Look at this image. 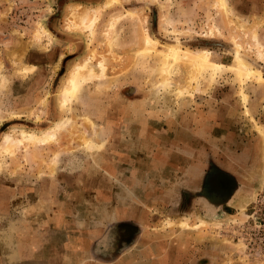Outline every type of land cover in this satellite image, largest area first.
<instances>
[{"label":"rangeland","instance_id":"rangeland-1","mask_svg":"<svg viewBox=\"0 0 264 264\" xmlns=\"http://www.w3.org/2000/svg\"><path fill=\"white\" fill-rule=\"evenodd\" d=\"M106 1L0 0V143L66 120L0 153V264H264V79L243 84L233 66L240 54L264 77V0H226L228 14L219 0H119L92 37L71 27ZM165 43L208 49L224 71L192 85L181 58L166 82ZM93 53L114 82L85 80L62 110ZM213 169L234 176L233 196L208 194Z\"/></svg>","mask_w":264,"mask_h":264},{"label":"bare ground","instance_id":"bare-ground-1","mask_svg":"<svg viewBox=\"0 0 264 264\" xmlns=\"http://www.w3.org/2000/svg\"><path fill=\"white\" fill-rule=\"evenodd\" d=\"M218 1V0H217ZM119 0H107L104 6L96 5L92 8H83L82 10H77L72 15L71 27L75 30H88L91 34V37L96 32V27L98 26V22L100 17L102 16L104 7L105 9L108 7H112L115 4H118ZM219 4L221 8L228 14V7L226 5V0H219ZM133 11H128L125 13L126 15L132 14ZM124 14V15H125ZM121 15L114 17L113 20L109 21L107 32L110 34L111 30L114 32L115 29V21H119L121 19ZM175 31V30H174ZM257 40V35H255ZM144 52L154 53L156 52V46L158 45V41L154 38L151 33L146 30L144 34ZM238 44V47L242 48V46ZM164 50L159 51L162 55V64L158 66V71L163 76L162 79H165L167 82L179 59L187 61L191 65V71L189 73V82L192 85H199V78L203 74H207L210 77V80L217 77L221 71H224L225 65L219 64L213 61L211 58V51L208 49H199L193 47H182L177 43H165ZM95 53V52H94ZM94 53L85 60L84 63L78 64V66L71 70L65 80V83L61 86L58 93L59 106L61 109L65 110L67 106L72 102L74 98H76L79 93L81 86L84 81L87 79L93 80L95 88L98 91H101L105 88L111 87L114 79L110 78L107 74V67L105 61H100L101 69H94L93 64L91 63L92 58L95 57ZM158 53V52H157ZM236 64L233 65L237 70L239 78L241 82L244 84L248 80H262L264 77L262 76L260 70L254 68L247 62V60L242 55H236ZM91 63V64H90ZM235 63V62H234ZM90 64V66H89ZM230 66V65H229ZM232 67V66H231ZM233 68V67H232ZM25 71H29L30 68L26 66ZM235 72V71H234ZM215 81V80H214ZM211 82V81H209ZM212 84V82H211ZM191 85V84H190ZM187 88L181 91H178L179 94L187 93ZM245 96V94L243 93ZM74 103V102H73ZM59 107V108H60ZM64 119V118H63ZM89 121V120H88ZM91 122V121H90ZM66 124V120H60L55 122V126L46 129L41 134H37L32 131L31 133L27 130L21 129V138L14 139L10 134L6 135L2 142L0 143V153H10L12 152L13 145L16 143H21L23 140H27L31 143H40L45 144L50 141L56 134L58 130L64 128ZM68 124V123H67ZM92 147H100L96 145H92ZM102 148V147H101ZM1 164V162H0Z\"/></svg>","mask_w":264,"mask_h":264},{"label":"flooded vegetation","instance_id":"flooded-vegetation-1","mask_svg":"<svg viewBox=\"0 0 264 264\" xmlns=\"http://www.w3.org/2000/svg\"><path fill=\"white\" fill-rule=\"evenodd\" d=\"M205 189L208 191V194L209 192H213L217 196H233L238 189V184L234 176L227 172L213 169L208 176V183H206Z\"/></svg>","mask_w":264,"mask_h":264},{"label":"crops","instance_id":"crops-1","mask_svg":"<svg viewBox=\"0 0 264 264\" xmlns=\"http://www.w3.org/2000/svg\"><path fill=\"white\" fill-rule=\"evenodd\" d=\"M23 264H37V263H33V262L26 263V262H24Z\"/></svg>","mask_w":264,"mask_h":264}]
</instances>
